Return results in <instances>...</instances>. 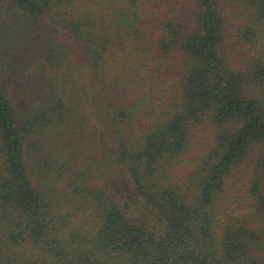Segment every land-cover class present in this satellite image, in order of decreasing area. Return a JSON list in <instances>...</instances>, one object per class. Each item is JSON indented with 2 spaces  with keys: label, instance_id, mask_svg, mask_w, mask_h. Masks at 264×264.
<instances>
[{
  "label": "trees",
  "instance_id": "obj_1",
  "mask_svg": "<svg viewBox=\"0 0 264 264\" xmlns=\"http://www.w3.org/2000/svg\"><path fill=\"white\" fill-rule=\"evenodd\" d=\"M0 264H264V0H0Z\"/></svg>",
  "mask_w": 264,
  "mask_h": 264
},
{
  "label": "rangeland",
  "instance_id": "obj_2",
  "mask_svg": "<svg viewBox=\"0 0 264 264\" xmlns=\"http://www.w3.org/2000/svg\"><path fill=\"white\" fill-rule=\"evenodd\" d=\"M68 41H69V43H71L73 46H75V44H74V42L70 39V38H68ZM167 64H168V60H166L165 61V65H164V74L165 73H168L169 74V65L167 66ZM164 90H165V87H164ZM165 92V91H164ZM131 216H133L135 219V221H138V222H146L147 221V219L143 216V214L142 215H140L139 213H135L133 210L131 211Z\"/></svg>",
  "mask_w": 264,
  "mask_h": 264
}]
</instances>
